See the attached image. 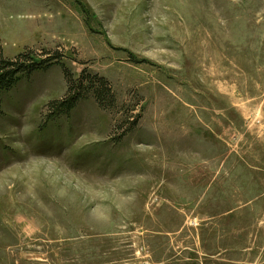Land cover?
<instances>
[{"label":"rangeland","instance_id":"rangeland-1","mask_svg":"<svg viewBox=\"0 0 264 264\" xmlns=\"http://www.w3.org/2000/svg\"><path fill=\"white\" fill-rule=\"evenodd\" d=\"M0 264H264V0H0ZM73 79L103 78L47 121Z\"/></svg>","mask_w":264,"mask_h":264},{"label":"trees","instance_id":"trees-1","mask_svg":"<svg viewBox=\"0 0 264 264\" xmlns=\"http://www.w3.org/2000/svg\"><path fill=\"white\" fill-rule=\"evenodd\" d=\"M59 57H51L48 60L35 58L32 54L24 52L13 60L0 58V118L3 115L2 98L3 95L12 90L21 78L32 76L33 74L45 71L50 68ZM65 79L68 84L67 95L61 100H54L48 103L47 121L57 118L60 115L69 116L75 109L82 96L93 92L96 100L103 107H107L110 88L106 81L101 78H91L84 72L80 79L74 80L73 75L63 66Z\"/></svg>","mask_w":264,"mask_h":264}]
</instances>
